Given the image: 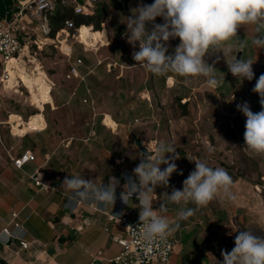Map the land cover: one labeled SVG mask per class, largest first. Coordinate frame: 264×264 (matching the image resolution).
I'll list each match as a JSON object with an SVG mask.
<instances>
[{
    "label": "rangeland",
    "instance_id": "obj_1",
    "mask_svg": "<svg viewBox=\"0 0 264 264\" xmlns=\"http://www.w3.org/2000/svg\"><path fill=\"white\" fill-rule=\"evenodd\" d=\"M117 22L124 23L121 20ZM123 25L128 37L121 38L122 43H114V34L102 39V43L106 44L97 41L92 46L88 45L87 50L75 42L74 49L77 54L74 55L85 58L87 64L93 65L98 61L97 58L119 62L128 50L138 51L130 49L132 43L129 41L127 24ZM246 29L249 35H239L237 39L247 42L250 36L249 44L258 34H264V22L249 24ZM249 48L251 52L259 49L253 43ZM59 49L51 43L36 55L37 62H41L42 69L46 72L38 65V76L48 74L53 79L52 96L38 98L31 90L32 102L36 104L34 105L25 100L26 95L20 93L4 91L0 94V117L3 121L0 139L10 150L7 154L10 164L13 162L12 157L30 149L36 155L37 165L46 160L48 156L45 153H54L64 176L85 173L95 177L108 176L114 170L117 173L133 171L132 167L140 163L141 154L129 135V127L133 126L134 131L141 134L147 142L159 135L158 130L163 132L161 135L165 138H168V131L169 134L173 131L170 140L179 158L175 159L177 171L171 175L169 181L180 180L182 171L188 177L195 169V162L192 160L207 161L211 167H220L236 175L233 194L236 199L241 200L240 207L248 208L249 211L253 209L245 214L244 210H239L240 207L231 204L233 211L243 218L249 215L250 218L257 216L264 219V154L254 153L246 146V117L237 109L238 104L248 102L254 113L262 110L260 96L253 92V88L259 76L264 74V57L262 62L252 61L255 76L251 81H238L234 76L226 78L223 72L216 71L217 79L224 80L223 83L209 86L202 77H197L194 83L187 86L178 84L179 82L174 85L166 84V79L163 85L151 84L154 74L137 64L132 58L133 53H130L129 59H124L130 68L114 70L110 66L112 72L107 73L100 65L94 74L98 78L95 80L87 77L84 83L79 77H67L69 62ZM215 51L210 63H214L215 68H227V63L241 56L239 49H231L225 52V56L222 49ZM263 55L261 48L258 58ZM217 56L220 59L217 60ZM81 70H86V67ZM182 95L190 97L191 100L184 102ZM185 103L186 108L182 106ZM42 104L45 106L43 109L40 107ZM37 107L44 117L45 128L42 130L29 128L24 124L30 121L32 112ZM104 113L117 122L120 134H114L117 130L109 127ZM18 122H22L21 131L14 127ZM120 124H124V127ZM95 126L101 127L100 133L89 135L90 128ZM148 126L152 127L150 132L147 130ZM172 155L168 153L165 158L170 159ZM35 163H28L25 169L33 171ZM165 167L166 165H161L162 169ZM16 188L19 189L20 185ZM224 198L223 195L218 196L206 207L215 210L218 206L217 200ZM208 208L206 212H210ZM256 210L263 214H255Z\"/></svg>",
    "mask_w": 264,
    "mask_h": 264
},
{
    "label": "crops",
    "instance_id": "obj_2",
    "mask_svg": "<svg viewBox=\"0 0 264 264\" xmlns=\"http://www.w3.org/2000/svg\"><path fill=\"white\" fill-rule=\"evenodd\" d=\"M55 1L58 5V3L65 0ZM104 1L107 3L109 2V0ZM118 1L119 5L116 8L109 6V8L106 9V15L101 24V28L95 30V32L98 33L96 36L101 39H105L106 37L109 38L111 34H114V38L116 39L114 43L116 45H118L117 43H122L121 38L124 36L128 37L123 24L127 23V18L132 16V10L140 3L152 4L154 2V0ZM68 2L71 3V5H62L70 7V10H73V0H68ZM94 7L90 12L94 11ZM19 8V0H0V20L13 21ZM119 20L124 23L121 24L120 22H117ZM163 22V19L160 17H157L155 21L157 24H162ZM37 25L38 21L31 20L28 16H25V18L19 22L17 20V23H15L16 33L19 34L23 43L31 45V51H35L37 48L36 45L32 43V40L37 36ZM49 25L51 29L50 20ZM247 26L248 25L241 26L238 35H249L246 29ZM149 28H151V25H149ZM51 30L49 38L55 41L56 36L61 29L57 30L55 34H52ZM249 37L250 36H248V39ZM248 39L244 47H240L239 42L241 40L235 38L216 49H222L224 52H227L229 48L239 49L238 53L239 55L241 54V56L237 59L242 58L253 62H262L264 55L258 58L260 56L261 48L258 47L259 49H254V51L251 52L249 46L252 43L249 42L248 44ZM179 43V38L170 40L168 42V54H172ZM50 44L51 43H47L40 52L44 51V49L49 47ZM81 47L83 48L82 45ZM254 47L257 46L254 45ZM74 48L75 45H73V56L71 60L77 57L74 55L76 53ZM130 49L139 50L138 42L135 46L132 44ZM244 49H246V51H244ZM262 50L264 51V49ZM59 51L62 52L60 49ZM211 51L216 53L215 49H212ZM37 53H39V51H37ZM130 53L132 54L133 52L128 50L124 53V57L120 58V63L115 60L108 61L104 58H97L98 61H95L92 65L91 63L87 64L85 58L81 57L83 62L78 66L79 75H71L68 70L67 77H79L84 83H86L87 77H90L89 79L98 78L97 76L95 77L94 74L95 69L97 67L99 68L100 65L102 70L107 73L112 72V67L114 70L118 68L124 69L125 67L130 68L131 66L126 64L124 60L125 58L129 59L128 54ZM215 53L207 57L209 64L212 63ZM32 60L35 61L34 59ZM68 62L70 67V61L68 60ZM39 63L40 69L43 70V65L41 66V62ZM82 67H86V70L82 71ZM216 71L223 72V76L226 78L233 76L232 74H229L228 67H217ZM43 72L46 73L45 70H43ZM14 75L20 76V73L15 71ZM45 77H49L48 79L53 82V79L48 74H46ZM152 78H154V80L151 81V84L155 85H163L166 79V84L174 85L175 82H179L178 84L188 86L194 83V80L197 77L186 78L169 73L167 75L154 74ZM202 79L205 84H207L206 78L202 77ZM170 80L172 81L169 82ZM223 82L224 80L221 81V83ZM46 84L49 85L50 83L46 82ZM4 91H13L15 93H20L21 95H26L25 100L29 101L30 104L36 105L32 102V95L27 92L23 85H17L15 82L9 86H5L4 84L2 88L0 87V94ZM49 95L52 96V92ZM89 97H91L90 93ZM181 97L182 100L184 99V102L189 101V99L191 100V98L186 95H182ZM104 115L107 116L106 120H113L115 125H117V122L109 114L104 113ZM149 118H151V116ZM2 123L3 121L0 117V129ZM126 125L130 126L128 124ZM110 126L117 130L116 133H114L115 135L121 131L118 125L116 127L109 125V127ZM122 127H124V124ZM129 128L133 129V126ZM100 129L101 127L95 126L90 128L88 133L91 136L96 135L97 133H100ZM147 130L150 132L152 127L148 126ZM158 133L159 135L156 138L149 139L150 142H147L141 134H136L141 137L146 145L150 146L151 149H154L155 151L157 145L161 141L166 145H172L170 137L173 131L170 132L171 134H169V131L167 132L168 138L161 135L163 133L161 130H158ZM173 137L174 135H172V138ZM0 143V264H116L112 258L119 253L120 246L113 241L112 236L116 233L123 234L125 231L121 224L110 221L107 214L111 213L119 215L127 206H140L136 195L129 197L127 204H125L120 198V193L124 191V185L127 183L125 177L134 178V172L132 170H125L124 172L117 173L114 170L112 171L113 173L108 176L97 175L94 177L92 174L87 175L85 173L78 175L85 179L93 180V183L98 186L106 184L112 176L120 179L121 185L117 189V199L114 206L111 204H97L94 201L73 200L70 198L69 192L60 189V185L65 177H72L75 175L64 176L61 174V169L59 168V163L57 162L56 157H54V153L51 152L50 155L45 153L48 157H46V160L41 164L37 165L35 163L36 159L28 162L35 163L34 170L29 172L25 169V166L28 163H26L21 169L17 168L13 162L10 164L7 159V154L10 153V150L2 143L1 139ZM26 150L30 149H25L21 153ZM46 165L47 168L45 167ZM137 166L138 165L132 167V169L134 170ZM36 169H38V176L45 184V187L35 185L34 182H32L30 175L34 173ZM182 172L183 174L179 176L180 180L171 179L172 181H169L167 187L158 186L155 189L156 195L154 194L153 202V207L155 209L158 210L161 203L166 200L164 193L171 194L173 188L183 190V181L187 177L186 172ZM18 184L20 185L19 189H17L18 187L16 188ZM125 190H128L127 184L125 185ZM235 200H237V202ZM217 202L218 206L215 210H213L212 207H197L189 202L187 205H184L183 203L181 205L169 203L166 210L159 211L169 220L175 221L178 215V208L187 207L194 209V215L188 220L182 221V226L178 231L172 234L176 240V246L169 264H222V250L230 252L234 248L235 237L239 232L250 228L255 235L264 237V219L257 216L250 218L249 215L243 218L242 215H239L238 213L236 214L233 211L234 208L231 207V204L238 208L240 207L239 204H241V200L235 198L234 201L232 200V202H230L227 198H224V200H217ZM91 203L93 204V208L90 206ZM207 208L210 212H206ZM240 209L244 210L245 214L253 211V209H250L249 211V209L245 207H240L239 210ZM13 213H17L18 216L14 217ZM255 214L262 215L263 213L256 210ZM15 222L22 223L23 229H14ZM5 227L12 230L15 235L28 241L30 247L21 251L14 238L9 246L5 245L3 240H6V233L2 232Z\"/></svg>",
    "mask_w": 264,
    "mask_h": 264
},
{
    "label": "clouds",
    "instance_id": "obj_3",
    "mask_svg": "<svg viewBox=\"0 0 264 264\" xmlns=\"http://www.w3.org/2000/svg\"><path fill=\"white\" fill-rule=\"evenodd\" d=\"M132 12L126 24L130 43L135 46L138 42L139 45V50L132 54L137 64L155 75L174 73L186 78L204 77L209 86H217L221 81L216 78L214 63L209 64L207 57L215 53L212 49L237 38L241 26L264 22V0H154L152 4L140 3ZM157 17L164 22L155 23ZM176 38L180 43L172 54H168V42ZM239 43L240 47L246 45L243 40ZM252 43L264 49V34H258ZM227 64L229 72L238 81H251L255 76L251 60L235 58ZM253 92L259 94L262 110L254 113L248 102L238 104L237 109L246 117V146L254 153L264 154V74L257 79ZM150 153L141 154L140 163L133 170L134 178L125 177L128 190H125V184L120 193L125 204L133 195L139 200L140 237L145 245L166 240L178 231L182 221L194 215V209L187 207L178 208L175 221L159 215L158 211L166 210L169 203L187 205L191 202L197 207H205L221 195L235 199L234 180L228 172L196 159L192 160L195 169L183 181V190L173 188L171 194L164 193L166 200L158 210L154 209L155 189L168 186L171 175L177 171L175 159L179 156L174 146L162 141L155 153ZM168 153L173 154L170 159L165 158ZM162 164L166 165L163 169ZM120 185V179L115 176L99 186L84 177L68 176L60 189L69 192L73 200L114 206ZM234 244L230 252L222 250V264H264V237L255 235L249 228L236 235ZM147 250L151 251V248Z\"/></svg>",
    "mask_w": 264,
    "mask_h": 264
},
{
    "label": "built area",
    "instance_id": "obj_4",
    "mask_svg": "<svg viewBox=\"0 0 264 264\" xmlns=\"http://www.w3.org/2000/svg\"><path fill=\"white\" fill-rule=\"evenodd\" d=\"M97 1L99 0H73V12L77 15L84 14L87 11H90ZM61 3L64 5H71L68 0L61 1ZM19 5L20 8L13 21L0 20V87L2 88L4 84L5 86H9L12 78H14V82L17 85H23L27 92L32 95L31 88L25 83L22 77L18 75L14 77L11 70L20 73L22 71L20 69L22 65L21 63L24 62V73L31 77L38 75V65L40 67V63L36 60L37 51H41L47 43H52L54 46L59 47L62 53L70 61V74L74 76L79 75L78 66L82 64L83 60L81 57H76L71 60L73 56V45L77 42L83 46L84 50H87L88 45L84 43L81 38L82 29L85 27L88 30L95 32L93 25H76L73 19L67 18L64 22V26L61 28V31H59L56 40L54 41L49 38L51 30L49 16L56 10L57 2L55 0H19ZM25 16L30 17L31 20L38 21L36 27L37 36L32 40V43L37 47V51H31V45L23 43L19 34L16 33L15 23H17V20L18 22L21 21ZM93 40H97L98 42L101 41V43L103 42L100 37L92 36L91 43H94ZM45 80L50 83L48 94H51L53 82L47 77H45ZM33 90L38 92V86L36 84L33 85ZM35 159L36 155L31 150H26L20 155L12 158L14 165L19 169H21L26 163L34 161ZM30 178L34 181L35 185L45 187V184L38 176V169L30 175ZM92 205L93 204L91 203L90 206L92 207ZM139 207L140 206H127L119 215L111 213L107 214L110 221L121 224L125 231L123 234L116 233L112 236L113 241L120 246L119 253L116 254L112 260L116 264H169L176 246L175 238L173 235H169L166 240L156 241L150 245H145L140 237L142 228L140 227L139 221ZM158 214L162 215L159 211ZM13 216L17 217L18 214L13 213ZM14 229L22 230V223L15 222ZM2 232L6 233V240H3L5 245L9 246L14 238L21 251L30 247L28 241L15 235L14 232L7 227H5ZM148 248H151V251H148Z\"/></svg>",
    "mask_w": 264,
    "mask_h": 264
},
{
    "label": "trees",
    "instance_id": "obj_5",
    "mask_svg": "<svg viewBox=\"0 0 264 264\" xmlns=\"http://www.w3.org/2000/svg\"><path fill=\"white\" fill-rule=\"evenodd\" d=\"M118 5H119L118 0H109L108 3L104 0L97 1L95 3L93 12L87 11L84 14L77 15L73 12V10H70V7H66L62 5V3L60 2L58 3L54 13L49 16V20L51 21V29H52L51 33L55 34L57 30L61 29L64 26V22L67 18L73 19L76 25L89 24V25H93L94 30H99L105 18L106 9L109 8V6L116 8ZM186 105L187 104L185 103L182 106L183 107L185 106L184 108H186L187 107ZM37 108L38 109H35V111L32 112L33 115L40 112L39 107ZM228 174L233 178L235 182L237 178L236 175L233 174L231 171H229Z\"/></svg>",
    "mask_w": 264,
    "mask_h": 264
},
{
    "label": "bare ground",
    "instance_id": "obj_6",
    "mask_svg": "<svg viewBox=\"0 0 264 264\" xmlns=\"http://www.w3.org/2000/svg\"><path fill=\"white\" fill-rule=\"evenodd\" d=\"M96 35H98L97 32H93L91 30H88L87 28H83L82 29V41L84 43H86L87 45H91L93 43H91V37H97ZM95 43H96V40H93ZM21 67L20 69L22 70L20 72V76L22 77V79L25 81V83L31 88V90H33V85L36 84L38 86V92L36 90H33L34 93L38 96V98H41L42 96H45V95H49L48 94V91H49V85L46 84V80H45V76H38V75H35L33 77H31L30 75L24 73V69H25V64L24 62L21 63ZM11 73L13 76H15V71L14 70H11ZM49 78V77H48ZM14 83V78H12L11 80V84ZM42 109L44 107V104H42L40 106ZM17 119V118H16ZM106 121V120H105ZM21 124L22 122H18L16 125H14V127H16L19 131L23 130L21 128ZM25 126H29V128H33V129H38V130H42L45 123H44V117H43V113L42 112H39L35 115H33L31 118H30V121L29 122H26L24 123ZM107 124L108 125H112V126H115V122L113 120H108L107 121ZM25 126L23 128H25ZM111 127V126H110ZM27 128V127H26Z\"/></svg>",
    "mask_w": 264,
    "mask_h": 264
},
{
    "label": "water",
    "instance_id": "obj_7",
    "mask_svg": "<svg viewBox=\"0 0 264 264\" xmlns=\"http://www.w3.org/2000/svg\"><path fill=\"white\" fill-rule=\"evenodd\" d=\"M129 133H130V136L133 139V143H134L135 147L139 150L140 154L151 155L152 153H150V152L155 153V150L154 149H150L148 147V145H146V143L141 139V137L138 136L133 131V129L129 128Z\"/></svg>",
    "mask_w": 264,
    "mask_h": 264
}]
</instances>
